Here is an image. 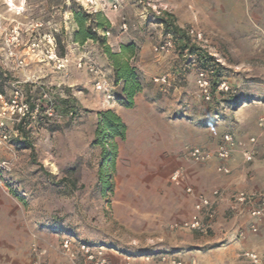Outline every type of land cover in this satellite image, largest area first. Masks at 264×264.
<instances>
[{"label":"rangeland","instance_id":"374dc122","mask_svg":"<svg viewBox=\"0 0 264 264\" xmlns=\"http://www.w3.org/2000/svg\"><path fill=\"white\" fill-rule=\"evenodd\" d=\"M13 1L23 4L19 13L9 10L6 1L0 0V6H5L0 11L9 15V19H3L8 24L0 25L3 51L7 50L5 40L13 28L18 29L23 44L18 47V55L27 56V61L34 58L27 48L31 40L40 39L41 44L46 43L41 48H47L48 38L53 37L55 51H66L77 25L71 29L56 17H44L36 8L25 20L17 16L25 12L29 1L45 2L48 13L51 5L61 9L81 7V0ZM117 2V32L131 31L137 43H147L154 52L153 47L163 40L165 32L147 0ZM156 2L166 6L169 15L185 20L181 28L202 33L203 54L213 58L211 53H216L223 61L205 69L210 79V99L205 100L195 82L200 68L197 62L190 61L188 51L182 50L179 42L167 51L174 55L176 66L164 73L169 75V84L158 85L156 90L173 101L174 119L191 125L184 150L199 145L213 153L225 132L234 133L242 142L255 136L258 145L254 157L244 162L258 160L264 172V128L258 126V120L264 117V0ZM112 33L109 28V35H105L111 50L107 39ZM189 43L199 47L191 39ZM97 44L106 55L102 45ZM152 78L148 89L156 84ZM221 83L228 89L219 88ZM77 106L78 113L72 119L27 121L25 140L13 136L11 146L0 147V264H30L33 246L41 252V264H72L62 253L61 239L66 236L74 244L101 246L106 255H148L150 261L172 252L167 246L181 236L179 231L186 230L175 226L185 216L181 196L187 192L181 185V175L176 181L171 178L175 168L167 184L160 185L154 155L138 151L143 146L135 142L136 136L125 135L117 141L111 189H100V147L92 143L97 112L81 103ZM213 158L216 159L213 156L208 161Z\"/></svg>","mask_w":264,"mask_h":264},{"label":"crops","instance_id":"0c3cea01","mask_svg":"<svg viewBox=\"0 0 264 264\" xmlns=\"http://www.w3.org/2000/svg\"><path fill=\"white\" fill-rule=\"evenodd\" d=\"M116 0H97L96 10L102 12L110 23L113 33L107 42L118 51L120 44L133 42L138 48L130 62L136 67L142 89L134 97L132 107H125L118 102L107 104L92 85V76L84 68H77L70 64L65 70H55L52 64L46 60L34 57L26 65L18 68L14 59H7L6 51L0 46V68L9 72L16 81L22 82L31 79L35 84H49L55 87L69 89L77 103L84 107L90 106L96 112L101 109H112L126 125V135L136 136L137 144L142 143V153H153L154 161L158 169L160 185H166L169 175L175 168L180 172L181 185L191 187L196 194H209L213 189H219L221 196L216 202V214L212 218L207 232L179 231V238H174L167 248L172 252L146 261L140 256H128L107 252V256L119 261L121 264H170L172 259H178L183 264H249L248 260L241 256L244 250H264V214L256 218L250 215L246 206L234 204L230 195L238 190L250 193H264V172L258 160L251 163L244 162L238 152H235L228 164L231 168L229 174L217 171V159L204 163H194L182 157L184 145L189 141L191 125L180 122L171 113V99L165 97L164 92H158V84L149 88L150 79L154 76L166 73L175 68V58L169 52L154 53L147 43H137L131 31L117 32L118 13L117 8H112ZM120 6V5H119ZM5 6H0V10ZM40 9L51 17H56L61 24H68L71 29L76 28L72 18V9L59 6H50L43 1L27 2L25 12L17 18L25 20L31 17L32 9ZM41 13V12H39ZM7 15V16H6ZM174 23L180 28L185 20L172 15ZM9 19L7 12L0 11V25ZM38 19H42L41 16ZM8 21V20H7ZM8 24V22H5ZM2 37L0 34V44ZM72 57H83L85 61H92L101 66L112 80V65L106 55L101 52L98 44L92 40H86L82 44L69 42L66 51ZM23 56V55H21ZM49 71L52 72L51 76ZM38 73L37 76L33 74ZM182 123V124H180ZM176 188L175 185H170ZM184 206V217H190L193 212L194 197L188 193L181 196ZM181 202V203H182ZM255 224L256 231L250 229Z\"/></svg>","mask_w":264,"mask_h":264},{"label":"built area","instance_id":"2783aa9c","mask_svg":"<svg viewBox=\"0 0 264 264\" xmlns=\"http://www.w3.org/2000/svg\"><path fill=\"white\" fill-rule=\"evenodd\" d=\"M147 4L151 9L153 16L161 17L166 13V6L156 2V0H147ZM81 7L88 12H95L97 0H81ZM117 0L112 4V8H117ZM123 27L126 28L125 22ZM186 34L200 48L204 45L200 42H205L200 31L194 28H186ZM109 35V31L104 32ZM22 44L19 38V31L16 28L11 29L8 37L5 40L7 47V59H14L18 67L26 65L24 56L18 55V47ZM46 46V43H43ZM41 44L40 39L31 40L28 45V51L34 57L41 60L52 62L56 70H65L70 64H74L77 68H84L92 76V85L94 89L102 96L103 100L111 104L115 102L116 86L113 81L103 72V70L92 61H85L83 57H72L67 52L58 54L55 51L53 37L47 40V48ZM174 40L171 34H166L163 40L153 47L155 53L167 52L173 48ZM23 45V44H22ZM214 62L222 64L223 61L218 54L211 53ZM190 61H194L192 55L189 56ZM153 82L164 87L169 84V75L161 74L152 78ZM34 81L25 79L22 82H10V89L6 94L0 93V147L11 146L13 136H19L17 125L21 122L27 126L31 119H36L40 115H45L49 119H61L62 114L55 109V101L52 93L53 88L45 86L40 97L31 106L26 100V95L19 83ZM196 85L205 100L210 99V79L207 71L198 69ZM228 89L224 83H221L219 88ZM58 88V86H57ZM71 116V113H68ZM258 126L264 128V117L258 120ZM258 140L255 136H249L245 142L238 140L234 133L225 132L222 134L214 152H210L199 145H192L185 148L183 152L184 159L194 162L203 163L211 157L217 159V171L222 174H229L231 168L228 164L235 152H239L244 161H251L254 157ZM264 145V144H262ZM171 178L176 181L180 178V172L175 171ZM186 192L194 197L193 214L175 224L176 227L200 233L207 232L212 218L216 214V202L221 196L219 189H213L209 194H196L191 187H186ZM230 200L237 205L246 206L249 209L250 215L254 218L264 214V193H250L244 190H238L230 195ZM250 229L256 231L255 224H251ZM62 253L72 262V264H121L119 261L110 259L104 252L101 246L91 245L87 242H78L74 244L71 237L66 236L61 239ZM33 256L30 264H41L39 255L41 252L35 246L32 247ZM241 256L248 260L249 264H264V250H244ZM146 261L150 259L148 255L144 257ZM170 264H183L181 260L172 259Z\"/></svg>","mask_w":264,"mask_h":264},{"label":"trees","instance_id":"16d2710c","mask_svg":"<svg viewBox=\"0 0 264 264\" xmlns=\"http://www.w3.org/2000/svg\"><path fill=\"white\" fill-rule=\"evenodd\" d=\"M72 18L77 25L73 33V42L82 44L86 40H92L102 45L104 53L110 59L112 65V81L116 86L115 100L125 107H132L135 95L141 91L142 84L139 73L135 66L130 62V58L134 56L135 44H120L118 51H113L106 45V37L104 32L109 31V21L100 11L88 12L82 7L72 8ZM158 22L163 26L166 34H171L174 42H179L182 50L186 48L189 56L194 55V61L197 62L199 69H207L212 65H218L213 58L207 54H203L200 47L194 44H188L189 36L183 28L177 26L171 15L165 13L161 17H157ZM63 54L62 51L58 52ZM202 54V55H201ZM214 72V70H213ZM16 81L11 74L0 68V93L6 94L10 89V82ZM26 95V100L32 106L40 97L42 90L45 88L43 84H35L31 82L19 83ZM6 87V88H5ZM55 90L52 93L55 101V109L62 114L63 119H72L78 113V106L75 97L69 92V89L62 87H51ZM71 113V116L68 115ZM49 118L45 115L38 116L35 121L42 122ZM20 138L27 137L25 125L21 122L17 125ZM126 135V125L122 119L112 110L104 109L97 111L96 127L94 133L93 144L100 147V162L98 169V184L102 191L111 189V181L115 170L118 147L117 141L123 140ZM25 144L23 141L18 142Z\"/></svg>","mask_w":264,"mask_h":264},{"label":"bare ground","instance_id":"6f19581e","mask_svg":"<svg viewBox=\"0 0 264 264\" xmlns=\"http://www.w3.org/2000/svg\"><path fill=\"white\" fill-rule=\"evenodd\" d=\"M7 6L9 7V10L11 11H16V12H20L23 9V4L22 5H18L16 4L13 0H5Z\"/></svg>","mask_w":264,"mask_h":264}]
</instances>
